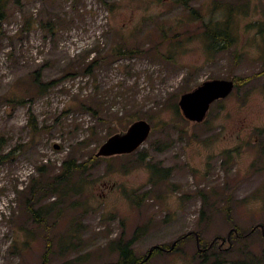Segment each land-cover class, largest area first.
<instances>
[{
    "label": "rangeland",
    "instance_id": "rangeland-1",
    "mask_svg": "<svg viewBox=\"0 0 264 264\" xmlns=\"http://www.w3.org/2000/svg\"><path fill=\"white\" fill-rule=\"evenodd\" d=\"M227 20L232 46L211 48L205 27ZM263 26L264 0L9 5L0 264H115L129 241L141 258L187 234L145 264H264ZM210 80L241 81L187 121L181 95ZM138 121L150 132L135 151L98 155ZM232 230L251 234L230 246ZM194 236L216 247L202 258Z\"/></svg>",
    "mask_w": 264,
    "mask_h": 264
},
{
    "label": "water",
    "instance_id": "water-1",
    "mask_svg": "<svg viewBox=\"0 0 264 264\" xmlns=\"http://www.w3.org/2000/svg\"><path fill=\"white\" fill-rule=\"evenodd\" d=\"M233 89L232 80L206 81L194 90L181 95L178 102L179 109L187 121L201 123L210 106L214 102L229 96ZM149 132V125L144 121H138L123 136L108 139L100 148L98 155L130 154L146 140Z\"/></svg>",
    "mask_w": 264,
    "mask_h": 264
},
{
    "label": "trees",
    "instance_id": "trees-1",
    "mask_svg": "<svg viewBox=\"0 0 264 264\" xmlns=\"http://www.w3.org/2000/svg\"><path fill=\"white\" fill-rule=\"evenodd\" d=\"M189 0H180V3L187 7ZM20 3V0H0V24L5 21L6 19V9L9 5L15 4L18 5ZM261 35L263 36V42H264V26L260 30ZM205 37L209 42V45L211 48H215L216 45L222 46V49H228L233 44V38L232 34L229 29V20H227L223 25H214V26H206L205 27ZM220 46V47H221ZM233 81V80H232ZM241 80H236L234 83V86L237 85L238 82ZM246 81V80H245ZM32 129L36 130V124L32 123ZM65 165V164H64ZM75 164H70L68 168L65 169L63 177L66 178V175L71 174V172L78 170L81 166H74ZM254 231H258L260 235L264 238V226H255L252 228V233ZM235 233V234H234ZM251 231L248 233H241L237 230H232L228 234L227 239L225 240L230 246L234 245L239 239H243L247 237V235H250ZM187 235H184L180 237L177 241H175L171 246L167 245H160V246H154L149 249L148 253L141 258H135L133 251L131 250V244L132 242L129 241L124 245H121L119 250V261L115 264H145L148 262L149 257L157 254L162 253H170L175 249L177 245L180 244L181 241H184L187 238ZM195 244L197 248V252L201 255V257H206L209 255L211 250H213L216 247V244L214 242H210L209 244H203V242L198 238V236H194ZM225 242V243H226ZM238 243V242H237ZM208 254V255H207ZM46 259V256L44 257V261ZM206 259V258H205ZM204 259V260H205ZM207 262V260H206ZM254 264H257V261H254Z\"/></svg>",
    "mask_w": 264,
    "mask_h": 264
}]
</instances>
